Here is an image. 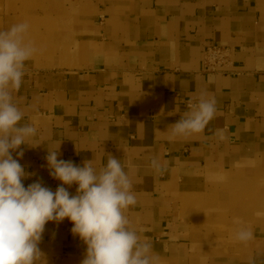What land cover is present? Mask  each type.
<instances>
[{"label":"crops","instance_id":"obj_1","mask_svg":"<svg viewBox=\"0 0 264 264\" xmlns=\"http://www.w3.org/2000/svg\"><path fill=\"white\" fill-rule=\"evenodd\" d=\"M55 5V16L29 20L38 51L13 93L23 122L37 128L35 147L22 144V158L12 152L34 173L24 186H61L48 150L59 147L58 160L79 167L111 154L130 168V227L152 242L160 264H264V0ZM8 12L1 30L26 22ZM211 44L231 48L232 64L217 73L203 71ZM201 96L215 100L214 119L203 133L170 138V125ZM64 187L76 194L77 185ZM242 226L254 235L247 243L235 239ZM72 227L67 218L45 225L38 247L47 264H81L86 246Z\"/></svg>","mask_w":264,"mask_h":264},{"label":"clouds","instance_id":"obj_2","mask_svg":"<svg viewBox=\"0 0 264 264\" xmlns=\"http://www.w3.org/2000/svg\"><path fill=\"white\" fill-rule=\"evenodd\" d=\"M29 28L21 22L0 30V264H47L38 247L45 225L66 218L73 225L72 234L86 246L81 264H160L152 242L130 227L125 214L137 201L130 168L120 159L107 154L106 164L97 167L91 159L79 167L58 160V147L48 150L46 161L50 176L61 186L55 192L39 181L24 186L22 181L34 173L26 172L12 152L22 144L35 147L30 141L37 128L23 122L25 113L14 102L13 93L23 83L26 62L38 51L27 39ZM215 114V100L201 96L189 102L188 111L167 132L170 138L203 133ZM16 155L22 158L23 150ZM151 166L161 168L155 158ZM73 184L76 194L70 195L64 186ZM234 222L242 223L238 218ZM253 238L247 227L235 233L241 243Z\"/></svg>","mask_w":264,"mask_h":264},{"label":"rangeland","instance_id":"obj_3","mask_svg":"<svg viewBox=\"0 0 264 264\" xmlns=\"http://www.w3.org/2000/svg\"><path fill=\"white\" fill-rule=\"evenodd\" d=\"M56 0H0V30L2 29V23L6 15H9L10 10L16 12L20 18L24 19L27 23L32 18H42V17H53L57 10H55ZM263 158L260 156L258 159ZM234 173L228 175V177L233 180ZM260 209H264V202L259 205ZM225 231L228 228L226 223L221 224ZM221 225L218 227L217 232L222 233L220 230ZM76 262V261H75ZM59 260H51L49 264H57ZM76 264V263H75Z\"/></svg>","mask_w":264,"mask_h":264},{"label":"built area","instance_id":"obj_4","mask_svg":"<svg viewBox=\"0 0 264 264\" xmlns=\"http://www.w3.org/2000/svg\"><path fill=\"white\" fill-rule=\"evenodd\" d=\"M231 48L227 45L211 44L204 49L203 71L217 73L232 64ZM54 186L51 187V190Z\"/></svg>","mask_w":264,"mask_h":264},{"label":"bare ground","instance_id":"obj_5","mask_svg":"<svg viewBox=\"0 0 264 264\" xmlns=\"http://www.w3.org/2000/svg\"><path fill=\"white\" fill-rule=\"evenodd\" d=\"M220 230H221V232H222V230H224V227H223V225H221V227H220ZM76 260H74V259H72L69 263L70 264H75V263H77V261L75 262Z\"/></svg>","mask_w":264,"mask_h":264}]
</instances>
